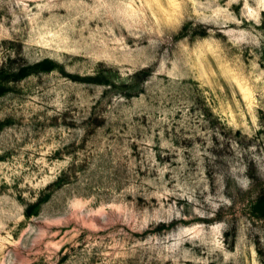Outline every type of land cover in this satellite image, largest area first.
Segmentation results:
<instances>
[{
	"label": "rangeland",
	"instance_id": "rangeland-1",
	"mask_svg": "<svg viewBox=\"0 0 264 264\" xmlns=\"http://www.w3.org/2000/svg\"><path fill=\"white\" fill-rule=\"evenodd\" d=\"M0 264H264V0H0Z\"/></svg>",
	"mask_w": 264,
	"mask_h": 264
}]
</instances>
